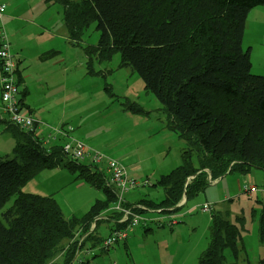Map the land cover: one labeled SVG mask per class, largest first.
<instances>
[{
	"label": "trees",
	"instance_id": "trees-1",
	"mask_svg": "<svg viewBox=\"0 0 264 264\" xmlns=\"http://www.w3.org/2000/svg\"><path fill=\"white\" fill-rule=\"evenodd\" d=\"M47 1L63 7L74 46L82 47L87 29L97 23L99 43L85 47L91 74H97L94 60L109 63L120 54L121 67L139 74L162 104L168 129L186 143L182 165L157 182L163 200L137 204L176 213L184 197L188 203L228 174L264 171V75L254 73L251 50L244 47L248 16L264 7V0ZM0 123L15 139L13 157L0 156V264H58L61 255L64 264H72L84 245L77 238L87 234L86 240L102 242L96 235L99 224L118 201L106 163L78 162L64 146L46 147L48 142L37 135L38 121L26 131L2 121L0 113ZM61 167L103 190L104 199L82 218H67L52 196L23 192L39 173ZM12 197V206L4 210ZM113 216L116 222L121 218ZM123 226L117 223L118 229ZM241 235L226 215L214 213L208 247L198 264H227L224 253L231 249L237 255Z\"/></svg>",
	"mask_w": 264,
	"mask_h": 264
},
{
	"label": "rangeland",
	"instance_id": "rangeland-1",
	"mask_svg": "<svg viewBox=\"0 0 264 264\" xmlns=\"http://www.w3.org/2000/svg\"><path fill=\"white\" fill-rule=\"evenodd\" d=\"M0 1L6 3L9 12L16 14L11 29L16 27L13 31H19L18 39L26 38L30 42L25 52L31 60L43 42H57V37L39 38L41 35L37 31L35 39L36 34L27 31V23L30 22L25 20L48 23L51 32L67 38H60L58 43L61 54L68 57L71 65L66 75L69 85H62L64 77L58 81L61 85H52L50 91H44V85H30L35 100L41 99L43 92H47L45 96L51 103L60 99L66 90L70 104L75 103V108L66 114L70 117L68 123L59 122L58 115L50 114L49 121H46L49 126L56 129L53 126L63 125L72 139H68V143L82 142L121 162L130 178L138 182L136 188L124 195L126 202L137 204L146 200L160 203L164 192L157 182L162 175L182 165V153L187 146L178 134L168 129V117L162 104L153 93L146 90L139 74L130 68L121 67L120 54H116L109 63L94 60L91 67L97 74H91L85 47L98 45L100 33L96 29L97 23L87 29L82 47L74 46L68 41V30L60 4L47 0ZM257 9L262 10L253 16L251 14L250 27L254 31L256 27L264 31V7L256 8L253 12ZM4 17L0 21V35L3 32L7 34L11 50L14 51L15 44L8 33ZM34 39L36 44L33 43ZM250 39L257 42L254 36H249L248 42ZM16 43L18 48L19 42ZM260 49H264L263 45H260ZM33 68L34 65H31L30 71ZM128 105L140 108L143 112H134ZM39 112L37 117L41 118ZM14 148L12 131L5 130V125L0 123V156L13 157ZM77 175L64 167L46 170L28 181L23 186V192L52 196L67 218H82L97 200L104 199V193ZM248 175L253 178L251 182L247 180ZM248 175L235 172L224 176L179 211L183 216L182 223L174 227H162L156 222L141 224L130 234L127 244L120 243L107 249L104 240L109 235L111 223L102 220L96 232L102 242L96 244L86 240L87 234H80L77 239L80 244L84 241V245L79 247L72 264H198L200 256L208 247L212 215L216 212L226 215L241 228L237 255L231 249L224 253L227 264H259L264 256V171L253 168ZM232 178H235L236 183L232 184ZM240 180L242 191L238 186ZM227 187H230L229 196L224 192ZM207 199L213 202L212 213L201 209L208 202ZM14 201L15 197H12L4 210L10 208ZM141 215L147 219L151 218L150 215L165 220L168 217L156 214L153 210ZM177 229L179 231L174 232ZM65 259L61 255L57 263L64 264Z\"/></svg>",
	"mask_w": 264,
	"mask_h": 264
},
{
	"label": "crops",
	"instance_id": "crops-1",
	"mask_svg": "<svg viewBox=\"0 0 264 264\" xmlns=\"http://www.w3.org/2000/svg\"><path fill=\"white\" fill-rule=\"evenodd\" d=\"M1 3L6 5V3L3 1H1ZM260 10H262V9H257V11H255V12L251 11L249 16H248L247 25H246V27H247L246 28V35L244 38V47L251 50V60H252L254 73L259 74V75H264V49L263 50L260 49V45H263V47H264V31H259L257 27L255 28V31H254L253 29L251 30V27H250L251 14L253 16L256 12H259ZM15 17H16V14H14L13 12L12 13L9 12L8 7L6 5V13H5L4 19H6L5 23L7 24V27H8V33H9L10 37H12V41L15 44V48H16V50H14V46H13L14 51H12V53L14 55V58L17 56L16 57L17 84H18V88H19V96L18 97L20 100V105H22L24 110L27 111L28 113H30L32 115V117H34L35 120L38 121L39 126L37 127L38 128L37 133H40L42 131V138L44 139V142L45 141L48 142V143L44 144L46 147L50 148L53 146L60 145V146H64V148H65V145H69L71 152H72L75 149V142L76 141L68 143V141L71 139L70 133L64 129L63 125L61 126L62 128L59 126H53L54 128L56 127V129H52L46 121H49L50 114H52V116L58 115L57 121L62 122V123H68L70 117L67 116L66 114L68 111L71 110V108H75V103L70 104L69 98L67 96L68 93L66 90L60 99H58L54 102H51V103L47 101V97L45 96L47 94V92H43V91H42L43 94L41 96V99L35 100L32 97L34 91L30 87V85H32V84L44 85L46 88L43 90L46 91L48 89L50 91V88L52 85H61L58 81H61L62 77H64V80L62 81V85H69L67 82L66 75L70 71L71 65L69 64L68 57L61 54V51H60L61 48H60L59 43H58L60 41V38H62V39H67V38H66V36H62V35L59 36L58 34L56 35L55 33L51 32V26L48 25V23L45 24V23L35 22V21H31V20H25V21L23 20L24 22H30V23H27L28 24V27H27L28 30L27 31H28V33H31V32L35 33L36 34L35 39H37V31H39L40 32L39 34L41 35L39 38H44L46 36H49L52 38L54 36L57 37V42H50V43L43 42L39 46V50L37 48L36 52H34L32 60H31L29 58L28 54L25 52V47L26 46L29 47L30 42L26 38L18 39L19 31H13V29H15L16 27L11 29V23L14 20H16ZM249 36L256 37L257 42H254L251 39H250V42H248ZM67 37H68V31H67ZM35 39L33 40L34 41L33 43L36 44ZM17 41L19 42V45H20V46H18V48H17V43H16ZM68 41H69V37H68ZM246 41L248 44H246ZM257 44H258V46L256 47L255 45H257ZM15 51H17L16 56H15ZM52 52H54V53H52ZM31 65H34V68L30 71ZM1 103H2V84H1V64H0V106H1ZM37 111H40L38 113V115L41 118L37 117ZM1 120L7 121L3 118H1ZM1 124H4V123H1ZM58 129H61V130H58ZM88 147H90V146H88ZM252 179L253 178L248 175L247 180L251 182ZM218 182H219V180L213 182L212 185H216ZM231 182H232V184L236 183L235 178H232ZM238 186H239L240 191H242L241 180L238 181ZM229 188L230 187H227V189L224 190V192H225V194H227V196H229V193H230ZM125 194L126 193H121L118 190L117 200L121 199L122 204H123V206H125V208H129L132 206L133 207L141 206L142 208H140V209H143L144 212L148 211L145 209L144 206L139 205V204H130L131 206L130 205L127 206L128 202H126L125 199L123 198ZM207 201L208 202L206 204H212L213 203L209 199H207ZM186 202H187V198L184 197V199L180 203V206L184 207L187 204ZM213 207H214V205H213ZM138 211H139V207H138ZM179 211H177L176 213L171 212V213H165V214H162L161 212H158V211L155 212L156 214H160V215L162 214L161 216L167 215L168 217L166 220L163 219L162 217H158V218L153 217L152 215H150L149 217H151L150 219L152 220V222H156L157 224H159L162 227H165L166 225L170 226V227H174V226H177L179 223H182L181 217H183V216L180 215ZM108 212H109V214L104 215V219H106L109 223H111V225L108 227L109 233H111L112 231L118 229L117 223L120 224V220L118 219L116 222V220H115L116 217L113 216V214L114 215H117V214L114 213L112 210H110ZM119 216L122 218L121 215H119ZM110 217H113V218H110ZM173 217L179 219L178 223L175 225L170 224V219H172ZM166 221L168 223H166ZM94 227H95V225H94ZM176 231L178 232L179 229L174 230V232H176ZM133 232H135V231H133ZM128 240L129 239H127L122 244H127Z\"/></svg>",
	"mask_w": 264,
	"mask_h": 264
},
{
	"label": "built area",
	"instance_id": "built-area-1",
	"mask_svg": "<svg viewBox=\"0 0 264 264\" xmlns=\"http://www.w3.org/2000/svg\"><path fill=\"white\" fill-rule=\"evenodd\" d=\"M5 13L6 5L0 1V21H2ZM0 64L2 84V103L0 106L1 118L12 122L26 131H32L34 130L37 121L30 113L24 110L22 105H20L18 97L19 88L17 84V62L12 54L11 43L5 32L0 35ZM37 135L42 137V131L37 133ZM64 151L69 154L73 160L78 162L88 161L96 164L104 161L106 163V172L110 176L111 184L115 185L121 193H127L138 186V182L129 177L126 168L122 164L113 159L105 158L102 154L92 150V148L81 142H75V149L72 152L70 146L65 145ZM255 188L254 190H256ZM138 207L142 208L141 206ZM138 207L132 206L125 208L121 199H118L117 203L114 204V207H112L111 210L117 215L122 216L120 223L124 226L112 231L109 238L105 241V246L110 247L124 243L136 226L152 222L151 219L142 217L141 213L138 212ZM202 210L204 212L212 213L214 207L211 204H205L202 207ZM178 221V218L173 217L170 219V224L175 225Z\"/></svg>",
	"mask_w": 264,
	"mask_h": 264
}]
</instances>
